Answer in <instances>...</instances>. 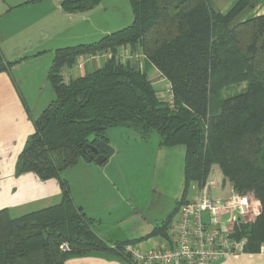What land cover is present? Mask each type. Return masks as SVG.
Wrapping results in <instances>:
<instances>
[{
    "label": "trees",
    "instance_id": "1",
    "mask_svg": "<svg viewBox=\"0 0 264 264\" xmlns=\"http://www.w3.org/2000/svg\"><path fill=\"white\" fill-rule=\"evenodd\" d=\"M102 0H62L67 13L85 12ZM134 19L128 26L91 43L55 50L49 80L54 100L34 119L16 163V175L35 172L58 178L59 204L12 217L0 210V264H66L75 256L105 254L135 264L124 254L127 243L167 237L190 182L204 188L217 166L239 194H253L261 210L252 221L236 224L231 235L243 252L264 247V13L246 16L264 0H238L225 14L211 0H129ZM138 48L169 81L173 102L159 97L148 74L118 49ZM112 53L105 64L66 81L65 65L79 57ZM3 69V66L2 68ZM245 83L234 94L232 85ZM124 126L162 146L184 145L186 195L173 213L143 238L108 242L95 231L96 220L76 204L63 172L91 153L107 132ZM66 244L67 250L61 246Z\"/></svg>",
    "mask_w": 264,
    "mask_h": 264
},
{
    "label": "crops",
    "instance_id": "2",
    "mask_svg": "<svg viewBox=\"0 0 264 264\" xmlns=\"http://www.w3.org/2000/svg\"><path fill=\"white\" fill-rule=\"evenodd\" d=\"M61 1L22 0L8 5L1 0L2 3H0V16L12 13L17 7L30 8L48 4L44 14L28 20V23L36 29L34 34L29 35L24 42V50L20 44H14L12 53L4 50L3 47L8 45L9 38L5 34L1 36L4 45L1 47L0 43V210L7 209L12 217H20L32 211L59 204L62 200L61 183L58 178L42 179L35 172H26L21 175L15 173L18 157L29 136L35 131L34 119L39 117L55 98L49 72L54 60V52L61 47H50L48 42L59 34L67 42L79 39L84 40L81 41L83 43H91L114 32L100 16L101 12H107L110 9L105 0L91 10L77 13L65 12ZM3 5L8 7L3 8ZM263 13L264 5H260L256 15ZM96 16H99V19H96ZM78 25L87 28L77 35L69 36V30L76 26L81 27ZM66 46L70 45L62 47ZM118 54L122 60H130L145 71L152 83L153 80L165 78L138 48L124 45L118 49ZM108 59L107 56L100 55L82 65L77 63L72 67L65 65L63 75L66 81L82 77L101 68ZM2 66L3 69H1ZM131 135L137 140L140 139L135 132ZM110 144L113 145L111 141ZM109 161L111 157L102 164L82 158L77 165L65 170L62 175L70 185L76 204L83 208L87 216L96 220L94 229L101 238L108 242L137 239V237H129L118 232L119 225L116 224L122 222L123 215L116 209L118 205L115 201V191L122 186L123 173L122 170L114 169L113 166L101 168V165L110 163ZM108 171H111V177ZM207 184V187L201 188L194 183L188 191L187 201L198 198L205 189L214 198L212 194L214 186H217L220 192L222 190V195L217 196V199H227L234 193L233 186L223 177L217 166H214ZM249 196L256 201L255 204L260 212V202L253 194ZM106 213H110V216L114 214L116 218L109 221V218L104 216ZM160 241L161 238L158 237L157 243L159 244ZM141 244L145 247H153L143 242ZM66 264L124 263L116 257L93 254L70 257ZM213 264H264V247L260 252L240 251L226 254Z\"/></svg>",
    "mask_w": 264,
    "mask_h": 264
},
{
    "label": "rangeland",
    "instance_id": "3",
    "mask_svg": "<svg viewBox=\"0 0 264 264\" xmlns=\"http://www.w3.org/2000/svg\"><path fill=\"white\" fill-rule=\"evenodd\" d=\"M2 1L10 5L22 0ZM237 1L211 0V3L215 9L225 14ZM105 2L110 9L107 12H101L100 16L111 27L109 29L116 31L133 22L134 13L129 0H105ZM0 3H2L1 0ZM6 7L8 6L3 5V8ZM258 7L245 15V17L256 15ZM46 8H48V4L30 8L17 7L12 13L0 16L1 47L4 45L1 36L5 34L9 38V43L3 47L4 50L12 53L14 44H20L24 50V42L29 35L34 34L36 29L32 24L28 23V20L44 14ZM96 19H99V16H96ZM46 20L49 21L48 19ZM97 22L100 23L99 20ZM86 28L84 26H76L69 30L68 35H77ZM64 40V37L58 34L48 42V45L54 48L82 44L83 42L81 41H84L74 39L67 42ZM153 85L157 92L161 93L169 84L165 78H162L153 80ZM244 88L245 83L235 84L224 91L223 95L238 93ZM132 132L134 131L124 126H115L108 129L107 136L116 148V153L111 157L110 163L107 162L101 165V168L105 169L106 167L104 166H113L114 169L122 170V186L115 191V201L118 205L116 209L122 212L123 220L116 225H119V234L123 233V235L137 237L138 239L149 235L157 225L167 219L173 213L177 201L183 199L186 195L187 180L184 168L186 149L184 145L162 146L160 144V136L156 132H153L146 140L135 139L131 135ZM108 173H110L111 177V171H108ZM194 183L190 182L189 188ZM212 192L214 199L222 195V190L220 192L217 186L213 187ZM110 215V213H106L104 216L108 217L109 221L116 218L114 214ZM250 216L251 219L255 218L254 213H251ZM157 239V236H153L143 241V243L156 246L158 244Z\"/></svg>",
    "mask_w": 264,
    "mask_h": 264
},
{
    "label": "built area",
    "instance_id": "4",
    "mask_svg": "<svg viewBox=\"0 0 264 264\" xmlns=\"http://www.w3.org/2000/svg\"><path fill=\"white\" fill-rule=\"evenodd\" d=\"M100 55L111 58L112 53L84 55L76 63L82 65ZM158 94L161 99L173 102L170 84ZM255 202L249 194L236 192L227 199H214L205 189L198 198L179 206L167 237L161 238L159 244L145 247L142 242L127 243L123 252L135 264H213L226 254L243 250L244 242L231 235L236 224L251 221L250 214L259 213ZM61 249L67 250L68 246L63 244Z\"/></svg>",
    "mask_w": 264,
    "mask_h": 264
},
{
    "label": "water",
    "instance_id": "5",
    "mask_svg": "<svg viewBox=\"0 0 264 264\" xmlns=\"http://www.w3.org/2000/svg\"><path fill=\"white\" fill-rule=\"evenodd\" d=\"M91 153L88 154V161H95L102 164L116 153V148L106 140H99L95 144L90 145Z\"/></svg>",
    "mask_w": 264,
    "mask_h": 264
}]
</instances>
